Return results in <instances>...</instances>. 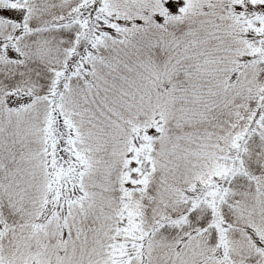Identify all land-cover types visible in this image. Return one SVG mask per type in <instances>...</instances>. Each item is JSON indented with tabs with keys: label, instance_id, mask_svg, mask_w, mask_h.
<instances>
[{
	"label": "snow or ice",
	"instance_id": "1",
	"mask_svg": "<svg viewBox=\"0 0 264 264\" xmlns=\"http://www.w3.org/2000/svg\"><path fill=\"white\" fill-rule=\"evenodd\" d=\"M0 264H264V0H0Z\"/></svg>",
	"mask_w": 264,
	"mask_h": 264
}]
</instances>
